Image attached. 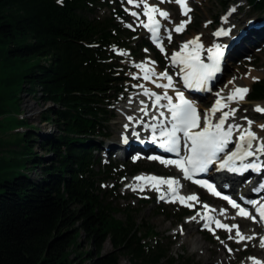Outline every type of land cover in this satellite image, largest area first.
Listing matches in <instances>:
<instances>
[{"label": "trees", "instance_id": "16d2710c", "mask_svg": "<svg viewBox=\"0 0 264 264\" xmlns=\"http://www.w3.org/2000/svg\"><path fill=\"white\" fill-rule=\"evenodd\" d=\"M97 3L0 0V264H119L120 256L129 264H190L175 259L167 237L137 225V210L117 219L107 201L117 188H101L111 170L99 166L98 139L109 135L107 105L126 80L111 49L132 42L116 18L95 14ZM249 5L264 13V0ZM24 93L52 104L42 121L56 134L39 137L17 115ZM249 100L264 102V79ZM107 243L112 251L104 254Z\"/></svg>", "mask_w": 264, "mask_h": 264}, {"label": "snow or ice", "instance_id": "6c2138e0", "mask_svg": "<svg viewBox=\"0 0 264 264\" xmlns=\"http://www.w3.org/2000/svg\"><path fill=\"white\" fill-rule=\"evenodd\" d=\"M171 2H175L179 6L181 15L187 17V19L182 20L171 31L166 26L164 27L169 43L172 42V31L177 34L182 33L192 19L189 15L192 9L187 6V0H159V4ZM127 4L133 8L141 9L140 12L132 11L129 8H125L124 10L135 18L134 23H137V26H142L150 33V38L160 53L165 54L173 66H179L177 75H182L183 87L197 91H210L209 82L221 71V59L224 56V48L216 44L213 48L208 49L209 54L207 59L210 63H205L200 57L203 45L199 43L200 37L197 36L184 42L180 46L179 51L174 52L171 57H167L165 48L160 42L163 39L161 36V22L167 21L171 23L170 14L162 10L159 4H150L149 0H127ZM231 11H235V8ZM141 16L146 19H141ZM207 23H211V21ZM125 26L135 31L132 24H126ZM213 35L219 37L221 35H228V33L223 30H218ZM112 50L120 56L128 55L126 51H117L114 46ZM155 63L152 60L135 63L133 66L139 69L142 75L133 74L131 78L133 80L143 79L144 81H150L156 88L164 90L162 94H157L156 92L150 91L143 84L133 85L134 87L142 89V95L154 98L151 106L157 109L158 116L152 115L151 120L153 122L151 124H143L145 130L150 129L151 131V142L154 144L158 143L159 148L167 153L174 154L176 158L165 159L158 156H151L149 159L158 160L159 163L166 167L169 165L175 166L182 173L183 179L189 181H193V177L196 174L208 172L213 166L216 167L217 171L227 170L228 172L237 174H243L248 170L258 172L264 167V164L259 160L260 156H264V137H259L252 130L254 122L247 117H242V119L247 121V127H242L238 123L228 122L230 118L235 117L237 112L236 108L229 106L232 103L243 101L249 92L248 88L235 87L226 96H221L220 93H216L217 99L214 104L201 115L195 103L187 99L183 91L175 87L173 78L167 71L157 73L154 67L149 66L155 65ZM253 79L255 80L257 78L253 77ZM159 80H165L166 83H159ZM232 83L233 81H229V84ZM169 89L174 90V97L169 95ZM161 101H166V103H161ZM141 104H144V102L141 101ZM147 109L148 105H144L139 111L144 116H148ZM160 109L166 111H161ZM224 109L228 110L224 111ZM253 110L264 115V107L256 106ZM217 113H220V115L217 116ZM214 116L216 117L215 122L213 121ZM127 119L131 122L134 120V117L129 116ZM136 122L140 123L139 120ZM258 127L264 131V124H260ZM124 128L127 130L129 125L125 124ZM234 133L237 134L235 140L233 138ZM131 135L139 137V133L135 130L132 131ZM126 141L127 137H125ZM230 144L235 145L234 150L229 147ZM182 152L183 154H181ZM249 158L255 159L249 161ZM134 180L143 182L138 186L140 191H144V187L147 185L150 189L157 191L159 193L158 199L165 203H176L178 201L183 206L189 208L195 205L187 203L188 201L199 203V198L195 194L188 196L179 194L181 187L179 179L141 175L134 177ZM193 182L205 187L213 195H220L211 183H205L199 180ZM126 186L131 187L133 191H137V186ZM256 190L258 191L259 189ZM223 199L232 208L237 209V216L251 219L253 222L257 221L258 216L259 221L264 222V203L259 201L248 202L255 208L256 215H253L229 197L224 196ZM202 207L206 210L208 209V205L206 204L202 205ZM225 212V209H221V215H224ZM198 217L205 221L203 228L212 232L214 236L216 233L210 227V223H214L216 228L224 229L229 233L235 229V235H229L228 239H234L238 244L256 239L255 234L246 236L240 231L238 225L222 223L220 220H216L207 215V213L202 215L200 212H197L196 215L189 217L188 220L199 222L197 220ZM180 231L183 233L182 228ZM216 238L219 239V236H216ZM260 240V246L264 248V237H261ZM245 247H247V244H245ZM228 250L229 252L232 251L230 248ZM249 259L254 264H262L256 258L250 257Z\"/></svg>", "mask_w": 264, "mask_h": 264}, {"label": "rangeland", "instance_id": "374dc122", "mask_svg": "<svg viewBox=\"0 0 264 264\" xmlns=\"http://www.w3.org/2000/svg\"><path fill=\"white\" fill-rule=\"evenodd\" d=\"M97 1L98 3L96 4L94 10L98 17L113 15L118 11V9H121L124 12L125 8H129L130 10L137 12L141 11V9L133 8L128 5L127 0ZM188 3L192 9L189 14L192 18L191 22L186 25V29L182 33H172L171 43L164 38L163 44L167 57H170L171 53L177 50L182 42H185L191 37L199 36L202 40H211V34H213V31L222 25L223 19L231 13L233 8H235L234 12H239L237 19H240L243 13H246L247 17L251 16V18H255L254 23H252V27L260 22V16L258 17V15L252 14L251 9L248 6V0H188ZM160 7L162 10H166L172 15L174 14V19L171 20L173 24L178 25V23L182 20L187 19V17L180 18L178 16L177 8L174 6L173 2L162 4ZM124 13L126 15L124 20L118 19L116 24L121 28L127 29L131 33V41L134 42L131 49L123 50L128 53L127 56L118 55L120 57L121 74L127 78L126 85L128 86V89L123 95L116 98L113 103L108 105L109 107L107 110L111 120L106 126L109 136L106 139H99L102 141V145L104 147L108 144L117 145L118 143L119 133L121 132L119 124L124 120V117L120 116L119 111L127 109V115L133 116L138 101L143 99L141 96H136L138 87H134L133 85L143 84L145 87L149 86L148 81H144L143 79L133 80L131 78L133 74L142 75L140 70L136 69L133 65L135 63L152 60L156 62L154 67H156L158 73L164 71L172 72L169 65V59L166 58L165 54L159 52V55H155L152 50L147 49V51H141L139 49V46L142 45L146 39V35L142 33L139 26H137V23H134L135 18L130 16L127 12ZM246 20L248 21L250 18L243 19L240 23L241 27L244 26ZM209 21H211V23H207ZM126 24H132L135 31L126 27ZM238 33V30H235V35H238ZM246 44L249 45L250 41L248 40ZM238 59L239 60H237V58H233L227 62L228 66H226L222 79L214 89V92L227 85L229 81H243V79L248 76L250 72L258 74L259 77L248 85L249 91L251 90L253 83L264 79V42H260L250 55ZM241 86L244 87V85ZM133 97L135 98L134 105L130 106L129 104L132 103ZM213 98L214 96L212 94L206 105L203 103L200 105L204 108V111L210 106ZM257 104H262L264 107L263 102L251 103L248 102L247 99L245 100V104L236 107V113L241 117V119L242 117H247L249 120L254 122L252 129H255L260 124H264V115L253 110ZM52 107L51 103H45L43 100L39 99V96L33 98L24 93L20 97L19 112L17 115L25 122L26 125L35 130L33 134L39 137H48L56 134V129L53 124L43 122L42 116L46 110ZM254 114L258 116H254ZM245 123H247L246 120ZM34 152L41 155L44 162H48L49 159H51V155H46L37 147L34 149ZM100 158V166L105 169L112 168L111 173L109 174L111 180L102 186L103 192L109 194L114 186L121 185L119 194L116 198L107 196V201L112 203V206L116 209L115 211H117L114 213V216L117 219L124 220V215L121 211H126V209L137 210V214L135 216L137 225L141 226L142 224H145L152 229L154 234L159 235V238L162 240L167 237L168 240L164 241V244L176 243L171 248V254L177 261H179V257H183L188 259L190 264H247L250 260V256L253 257V255L243 256V252L249 251L251 254H256L260 245L259 241L247 244V247H245L244 244L232 246V243H235L233 241L234 239L230 240L228 239V236L234 235V231L231 233L218 232L214 236L213 234H206L200 231V222L196 221L194 224H190V220H188V218L196 215L197 212H200L203 209L202 205L208 204L212 207V201L214 204L217 203L215 199H211L199 191H195V193L191 192V194H197L200 198L199 203H197L196 211L189 212L183 221L177 225L181 211L186 209L164 204L158 199L159 195L152 189L140 192L139 190L133 191L131 187L126 186L131 185V180L139 174L175 177L174 174L168 172L160 165L152 162H146L145 160L139 163H134L130 160H117L115 156L107 157V154L105 153H101ZM134 170H140L141 172L133 177H129L130 173ZM39 173L40 168H37L29 175L32 178H36L39 176ZM99 181L100 183L103 181L101 177ZM142 200H153V203L146 206L142 204ZM231 224L233 223H230V225ZM236 224L240 225L242 229L245 228V225L242 222H236ZM181 228L183 229V233L180 231ZM251 228L256 229L255 225H252ZM216 236H219V239H217ZM221 241H223V243H221ZM225 245H227V247H225ZM229 248L232 249L231 252H229ZM85 249H88V246H85ZM111 251L112 247L109 243H107L104 247L103 253L108 254ZM119 264H129V262L125 257L120 256Z\"/></svg>", "mask_w": 264, "mask_h": 264}, {"label": "bare ground", "instance_id": "6f19581e", "mask_svg": "<svg viewBox=\"0 0 264 264\" xmlns=\"http://www.w3.org/2000/svg\"><path fill=\"white\" fill-rule=\"evenodd\" d=\"M150 4H153L152 3V1H150L149 2ZM161 8V7H160ZM162 9V8H161ZM164 11H166V10H164ZM170 14V13H169ZM252 14L254 15L255 13L254 12H252ZM174 15V14H173ZM173 15L172 14H170V18H171V20H173L174 18H173ZM239 15V12H234V11H231V13H229V15H227V17H225L224 19H223V22H222V25H221V28H220V30H224L225 28H228L229 26V29H231V30H245L247 33H248V39L246 40V42H245V44H243L238 50H236L235 51V53H234V56H232V58H237V60H239L238 58H243V57H246V56H248V55H250V53L258 46V44L261 42V40L262 39H258V41H260V42H257L256 40V38H255V36H257V34H253V32H252V29H251V24L253 23V21L255 20V18H251V16H249V17H247V14L246 13H243L242 15H241V18L240 19H237V16ZM245 18H250V20H246V22H245V24H244V26L243 27H241L240 26V23L242 22V20L243 19H245ZM141 19H145V18H141ZM162 23V28H161V36L163 37V38H166L167 39V34H166V32L164 31V27L166 26L167 27V29L169 30V31H171L174 27H176L177 25L176 24H173L172 22L171 23H169V22H167V21H162L161 22ZM179 24V23H178ZM173 32V31H172ZM211 36H212V34H211ZM194 37H197V36H194ZM194 37H191V38H189V39H187L186 41H188V40H190V39H192V38H194ZM253 38H255V39H253ZM250 41V44L249 45H247L246 43H247V41ZM185 41V42H186ZM184 42H182V44H183ZM199 43H201L202 45H203V47H202V49H201V52H200V56L201 57H203L205 54H208V49H210V48H213L214 47V45H216V44H219L220 46H221V42L220 41H218V40H216V39H214V37L212 36V38H211V40H208V41H205V39L204 40H202L201 38H200V40H199ZM182 44H180V46L182 45ZM179 46V47H180ZM178 50H175V51H173L172 53H174V52H177ZM172 55V54H171ZM170 55V56H171ZM155 68V67H154ZM155 70H156V68H155ZM168 74H169V72H168ZM253 77H255V78H257V77H259V75L258 74H255V73H253V72H250L249 73V75L248 76H246L244 79H243V81L242 80H240V81H237V82H235V81H233V83L232 84H227V85H225L224 87H222L221 89H218V90H216L215 92H214V90H212V92H211V94H213V96H214V100L215 99H217V96H216V93H220V95L221 96H226L228 93H229V91L230 90H232L233 88H235V87H242L241 85H244V87H246V88H249L248 87V85L249 84H251L252 83V81L254 80L253 79ZM256 80V79H255ZM150 82V81H149ZM146 88H148L150 91H153V92H156L157 94H160V90L159 91H156L155 89H153L152 88V86H146ZM163 92V91H162ZM136 96H141V97H143V99H141V100H139L138 101V105L136 106V110H135V113H134V115L132 116V117H134V120L133 121H129L128 119H127V117H129L128 115H127V112H126V110L127 109H122V110H120L119 111V113H120V116L121 117H124V120L122 121V123H120L119 125H120V127H121V132L119 133V139H118V143H117V145H111V144H108L107 145V147L109 148V150L110 151H115V150H117V151H119V152H123V151H127V149L126 148H124V147H122L121 146V144H120V136H121V134H125V133H131L133 130H137L135 127V125H140L139 127L140 128H142V129H144L143 128V124H151L153 121L151 120V117H152V115H154V113H151V114H148V116H144V114L142 113V112H140L139 111V109L141 108V107H143L144 105H148V109L150 108L149 107V104H150V102H149V104H146V99H145V97H144V95H142V89H140V88H138V91H137V93H136ZM147 98H148V96H146ZM246 98V97H245ZM134 97L132 98V102H133V104H129L130 106H132V105H134ZM151 99H154V98H151ZM213 100V101H214ZM141 101H143L144 102V104H141ZM243 104H245V99L243 100V101H240L239 103H232L229 107H231V108H236V107H238V106H240V105H243ZM256 106H260V107H263V105L262 104H257ZM255 106V107H256ZM147 109V110H148ZM228 110V109H227ZM227 110H224V111H227ZM217 116H219L220 115V113H217L216 114ZM137 120H139L140 121V123H137L136 121ZM215 120H216V117L214 116L213 117V121L215 122ZM120 121V120H119ZM228 122H234V123H238L239 125H241L242 127H247V123H245V120H243V119H241V117L236 113V115H235V117H232V118H230L229 119V121ZM125 124H128L129 125V128L126 130L125 128H124V125ZM254 132H256L257 133V135L259 136V137H264V131H262L259 127H256L255 129H252ZM148 131H150V129H148ZM237 134L236 133H234V137L236 136ZM233 137V138H234ZM128 151H130V149L128 150ZM141 175H144V176H148V175H146V174H139V175H137V176H141ZM262 176L264 175V172H262V174H261ZM137 176H135V177H137ZM141 183H143V182H138V181H135L134 180V178L131 180V185H133V186H137V190H139V184H141ZM239 183H241V180L239 179ZM148 189H150L149 188V186H147V185H145V187H144V191L145 190H148ZM140 191V190H139ZM264 191V190H263ZM142 192V191H141ZM188 195H192V194H188ZM187 195V196H188ZM197 197H198V195H196ZM199 198V197H198ZM199 200H200V198H199ZM195 204H197V203H195ZM208 207H211V206H209L208 205ZM200 213L202 214L203 213V215L205 214V213H207V215H210V213H213L214 214V216L215 217H217V218H222V219H224L226 222H229V220L227 219V218H225V216L224 215H221V211L220 210H218V209H213V208H210V210H206V209H204L203 211H200ZM239 221H241L242 223H244L245 225H246V227H245V229L244 230H242V233L244 234V235H246V236H249V235H251V234H254L255 233V228H251V226L253 225V224H251V223H249L247 220H243V219H240ZM196 221H192V220H190V224H194ZM236 223V221L233 223V224H235ZM201 225H202V223H201ZM232 225V224H231ZM233 234L235 235V232H233ZM247 242H249V241H244V242H241L242 244L243 243H247ZM220 248V247H219ZM221 249V248H220ZM264 250V249H263ZM263 255H264V253H263ZM256 260H258V261H260V262H262V264H264V257H260L259 259L258 258H256ZM247 264H254V262L252 261V260H249L248 262H247Z\"/></svg>", "mask_w": 264, "mask_h": 264}]
</instances>
